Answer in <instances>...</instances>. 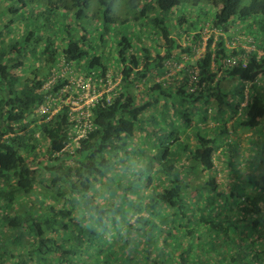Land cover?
Segmentation results:
<instances>
[{"label": "trees", "instance_id": "16d2710c", "mask_svg": "<svg viewBox=\"0 0 264 264\" xmlns=\"http://www.w3.org/2000/svg\"><path fill=\"white\" fill-rule=\"evenodd\" d=\"M124 3L164 52L142 45L137 54L123 38L121 95L96 105L94 130L74 155L62 153L68 115L38 124L37 91L61 56L105 69L82 23L107 30ZM28 55L37 67L24 79ZM169 62L185 63L179 78L156 82ZM226 112L237 117L234 131H264V0H0V264H264V143L223 190L217 152L225 144L239 156L225 142ZM211 121L222 124L201 125ZM101 188L110 203L98 201Z\"/></svg>", "mask_w": 264, "mask_h": 264}, {"label": "rangeland", "instance_id": "374dc122", "mask_svg": "<svg viewBox=\"0 0 264 264\" xmlns=\"http://www.w3.org/2000/svg\"><path fill=\"white\" fill-rule=\"evenodd\" d=\"M146 3L147 1H144L142 4L145 5ZM204 6H206V3L201 4V7H204ZM182 8L186 10L188 7L182 6L180 8V11L175 10L174 15L171 14L168 16L167 24L170 27L174 28L175 18L180 14ZM116 10H115V16H116L115 21L116 22L113 24H109L107 26V30L99 21H92L90 19L89 21H84L82 23V25L85 27L86 31L88 32L87 45L91 46L92 48L95 49V51H97L98 54L102 55L103 60L105 61L108 67H111L113 69L121 67V64L118 59V51H119V44L120 42H122L123 38H127L132 43L133 50L137 54H139L138 52H140V50L137 51V49L138 48L141 49L142 45H144L147 48H150L153 51L160 50L162 53L164 52L166 42L163 39H161V36L154 35L152 30L148 29L147 26H144V27L141 26L143 22L136 21L133 17V14H135L134 10L128 7L126 3H124L123 5L122 4L119 5ZM139 10L140 8L137 9V13L140 12ZM192 11L196 12L193 14V16H196L198 12H201L199 9L198 10L193 9ZM185 12H187V10ZM210 14L212 15V13ZM67 23L71 24L73 28H76L75 31L77 32L76 34L77 37H81L82 35H84V28L78 27V23L74 21V19L69 20V22L67 21ZM207 27L203 31V43H202V46L200 47L202 50L205 49L204 47H206L208 40L211 38V31L209 27L208 28ZM23 31L24 30L22 29V32ZM240 32H241L240 29L238 30V33L236 32L237 37L240 36ZM58 35H60V38L56 40L58 43L57 45L60 47L63 44L62 38L64 36L60 32L58 33ZM101 38H103V41L101 40ZM189 39H190L189 36L187 35L183 36L181 40V44L183 45V47L190 44ZM156 45H159V47H156ZM134 51L130 50L129 54ZM87 60H85L84 63H86ZM26 64L27 65L25 69L22 70L21 73L23 74L24 79H30L31 77H33L32 71L34 70V68L37 67L36 59L33 58L32 55H28L26 57ZM39 69L41 72V76H42V73H45L47 71V68L44 66L39 67ZM238 85L239 84H236L235 88ZM243 105H245V103ZM170 114H172V110H170ZM209 116L211 118L214 117L213 112L212 114H209ZM224 117L227 122L224 121L223 124H225V128H227V131L229 134L228 137H225V142H230V141L236 142L235 144L236 146H234L233 149L237 150V153L239 154V156H234L231 159L230 154L225 149L226 145L224 144V147L220 148L216 155L215 160H216V165L218 169V176H217L218 181L221 183L222 185L221 187L223 190L229 191L230 186L238 182L237 181L238 179L235 176L237 175V172H239L241 169H244L245 173L251 170V165L248 164L247 162L249 161L250 156L253 154V151H256V148L254 146L255 141L260 140L264 143V131H259V130L243 131L241 129L234 131L235 129H233V125L236 122L237 117H231V115L227 112L224 114ZM218 124H222V123L211 121V122L202 123L201 125L202 126L207 125V127H209L211 131H213V128L217 126ZM137 139L138 140L142 139L141 134L137 136ZM140 145L142 148L145 147V149L147 150L149 149V146L146 145L144 141ZM230 161L235 162L233 167L230 166L229 164ZM192 182L194 184H197L198 180L192 179ZM122 193L123 191L119 192V194H122ZM96 196L98 198V201L102 203L103 202L110 203L113 199L110 195H108L105 188H101V191L98 192ZM129 197L133 198L134 195H129ZM17 210H20V208L17 207L13 210H9L8 213L10 215H14L15 211Z\"/></svg>", "mask_w": 264, "mask_h": 264}, {"label": "built area", "instance_id": "2783aa9c", "mask_svg": "<svg viewBox=\"0 0 264 264\" xmlns=\"http://www.w3.org/2000/svg\"><path fill=\"white\" fill-rule=\"evenodd\" d=\"M205 48V47H204ZM205 49L199 48L197 59ZM187 61V58L185 59ZM185 63H168L169 70L164 76L156 77V82H169L179 78L177 73ZM199 70L193 71L197 77ZM124 68H104L86 70L81 64L67 61L63 56L50 70L43 84L37 91L44 97L43 103L36 110L41 119L38 124L48 123L65 111L68 115L70 133L62 153L74 155L83 139L94 130L91 118L92 109L99 104H112L121 95ZM192 78L193 81H195ZM37 136H39L37 134Z\"/></svg>", "mask_w": 264, "mask_h": 264}]
</instances>
